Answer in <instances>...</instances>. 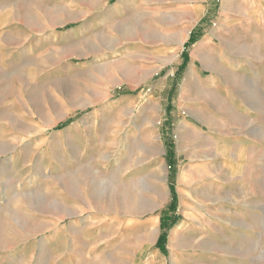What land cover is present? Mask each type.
<instances>
[{"label":"rangeland","instance_id":"obj_1","mask_svg":"<svg viewBox=\"0 0 264 264\" xmlns=\"http://www.w3.org/2000/svg\"><path fill=\"white\" fill-rule=\"evenodd\" d=\"M0 264H264V0H0Z\"/></svg>","mask_w":264,"mask_h":264},{"label":"trees","instance_id":"obj_2","mask_svg":"<svg viewBox=\"0 0 264 264\" xmlns=\"http://www.w3.org/2000/svg\"><path fill=\"white\" fill-rule=\"evenodd\" d=\"M175 200H176V198H175V196H174V199H173V203H172V205L170 206V209H171V211H175L176 210V206H175ZM175 220V219H174ZM174 220H172L173 222H174ZM167 222H166V217L165 216H163V218H162V227L164 228V229H167L168 228V225L166 224ZM167 233L166 232H164V233H162L161 235H160V237L158 238V241H157V248L158 249H160V250H164L165 248H166V243H167Z\"/></svg>","mask_w":264,"mask_h":264},{"label":"bare ground","instance_id":"obj_3","mask_svg":"<svg viewBox=\"0 0 264 264\" xmlns=\"http://www.w3.org/2000/svg\"><path fill=\"white\" fill-rule=\"evenodd\" d=\"M178 232H179V230H178V231L176 230V231L174 232V235H176Z\"/></svg>","mask_w":264,"mask_h":264},{"label":"crops","instance_id":"obj_4","mask_svg":"<svg viewBox=\"0 0 264 264\" xmlns=\"http://www.w3.org/2000/svg\"><path fill=\"white\" fill-rule=\"evenodd\" d=\"M204 40H205V39H204ZM204 40H203V41H204ZM208 42H209V41H208Z\"/></svg>","mask_w":264,"mask_h":264}]
</instances>
